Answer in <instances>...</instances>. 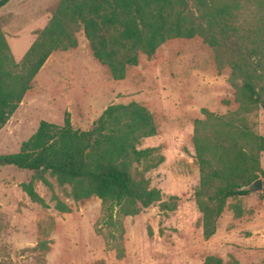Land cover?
I'll list each match as a JSON object with an SVG mask.
<instances>
[{
  "label": "trees",
  "instance_id": "obj_1",
  "mask_svg": "<svg viewBox=\"0 0 264 264\" xmlns=\"http://www.w3.org/2000/svg\"><path fill=\"white\" fill-rule=\"evenodd\" d=\"M11 1L0 0V9ZM81 31L94 58L115 81L124 80L128 68L139 65L140 55L152 58L174 39L201 38L214 50L218 70H231L238 110L217 115L204 109L205 119L194 122L200 171L195 201L203 238L210 240L228 200L254 193L251 186L262 172L264 136L250 117L264 113V0H61L20 62L11 54L0 23V131L52 54L76 49ZM157 135L153 114L137 102L109 106L88 131L76 130L67 112L62 126L41 121L19 152L0 156V166L33 172L22 189L44 208L49 205L36 184L53 189L47 175L59 187H69L75 203L101 200L108 230L104 238L123 260V218L138 216L155 204L166 213L178 209V197L163 201L162 191L146 178L165 157L159 147L139 145ZM52 200L58 212H72L56 195ZM233 211L237 219L243 216L242 207L236 205ZM204 264L224 262L209 256Z\"/></svg>",
  "mask_w": 264,
  "mask_h": 264
},
{
  "label": "rangeland",
  "instance_id": "obj_2",
  "mask_svg": "<svg viewBox=\"0 0 264 264\" xmlns=\"http://www.w3.org/2000/svg\"><path fill=\"white\" fill-rule=\"evenodd\" d=\"M61 0H12L0 9V23L11 54L20 62L38 31L45 28ZM78 47L57 51L39 72L33 88L0 131V156L20 151L41 121L62 126L70 113L76 130L88 131L111 105L137 102L153 114L158 135L145 139L139 149L160 148L164 163L149 172L151 187L160 189L163 201L179 198L173 213L155 204L138 216L123 218L125 258L105 240L101 200L75 203L69 187L53 189L36 184L49 208L30 200L22 189L34 176L14 166H0V264H204L209 256L224 264H264V154L259 178L262 190L230 199L218 221L214 237L202 232L195 191L200 182L193 144L194 122L205 119L206 109L217 115L238 110L231 70L219 71L215 52L201 38L174 39L152 58L140 55L122 81L94 58L81 31ZM264 136V113L250 117ZM56 195L72 212L54 206ZM240 206L237 219L233 207ZM101 231V232H100ZM105 237V238H104ZM45 244V250L40 248Z\"/></svg>",
  "mask_w": 264,
  "mask_h": 264
},
{
  "label": "water",
  "instance_id": "obj_3",
  "mask_svg": "<svg viewBox=\"0 0 264 264\" xmlns=\"http://www.w3.org/2000/svg\"><path fill=\"white\" fill-rule=\"evenodd\" d=\"M253 187H254V192L261 191V190H262V186H261L260 180H258V181L254 184Z\"/></svg>",
  "mask_w": 264,
  "mask_h": 264
}]
</instances>
